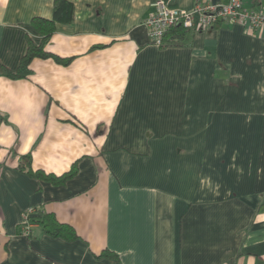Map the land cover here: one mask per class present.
<instances>
[{"label": "crops", "instance_id": "1", "mask_svg": "<svg viewBox=\"0 0 264 264\" xmlns=\"http://www.w3.org/2000/svg\"><path fill=\"white\" fill-rule=\"evenodd\" d=\"M54 1L0 0L12 72ZM65 1L44 50L69 62L0 77V264H264V26L221 22L159 48L153 0ZM29 209L76 236H27Z\"/></svg>", "mask_w": 264, "mask_h": 264}, {"label": "built area", "instance_id": "2", "mask_svg": "<svg viewBox=\"0 0 264 264\" xmlns=\"http://www.w3.org/2000/svg\"><path fill=\"white\" fill-rule=\"evenodd\" d=\"M151 7L153 12L144 25L150 42L156 47L161 46L163 35L172 28L198 32L227 22L238 23L251 32L264 26V10L244 9L242 0L215 3L198 0L189 10L172 7L168 0H153ZM34 211L29 209L22 214V225L26 235L32 228L29 220Z\"/></svg>", "mask_w": 264, "mask_h": 264}, {"label": "trees", "instance_id": "3", "mask_svg": "<svg viewBox=\"0 0 264 264\" xmlns=\"http://www.w3.org/2000/svg\"><path fill=\"white\" fill-rule=\"evenodd\" d=\"M70 12H71V5L65 1V0H55L54 1V12H53V19L52 20H45L41 18H34L32 19V25L34 29L39 32L41 39L38 43L32 41L31 39H28L27 41V49L25 54L22 56L18 68L16 71L12 72L9 70L5 65H3L0 62V77H6L10 79H23L27 78V76L30 74L29 65L30 62L34 58H52L55 62L66 65L69 60L67 59H61L57 56L51 55L50 53L46 52L44 50V46L48 39L50 38L52 32L54 31V23L56 21H67L70 18ZM190 30H184L182 28H172L169 29L162 38V44L160 47H168V46H178L183 41L184 36L187 32ZM159 47V48H160ZM31 165V157L30 155H25L21 158L20 162V169L26 170V172H30ZM33 175V174H31ZM34 175L40 176L39 172L35 173ZM69 176V175H68ZM67 177V176H66ZM53 217L50 215H44L42 217H30L29 223L30 224H38L42 227V229L55 237H61L70 239L72 237H75L76 235L72 231V229L57 224L55 221H53ZM54 222V228L51 230L48 229L49 222ZM23 227V226H22ZM68 233V234H67ZM27 236H30V233L27 234Z\"/></svg>", "mask_w": 264, "mask_h": 264}]
</instances>
